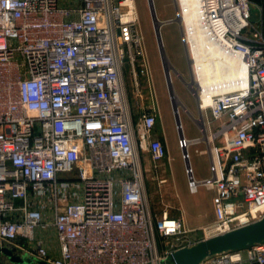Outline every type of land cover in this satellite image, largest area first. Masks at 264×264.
I'll return each mask as SVG.
<instances>
[{
	"label": "built area",
	"instance_id": "obj_1",
	"mask_svg": "<svg viewBox=\"0 0 264 264\" xmlns=\"http://www.w3.org/2000/svg\"><path fill=\"white\" fill-rule=\"evenodd\" d=\"M201 9L247 78L198 102L213 174L189 186L214 192L215 220L192 230L147 197L139 150L167 149L135 0H0L1 242L45 264H168L264 218V0ZM200 264H264V241Z\"/></svg>",
	"mask_w": 264,
	"mask_h": 264
},
{
	"label": "rangeland",
	"instance_id": "obj_2",
	"mask_svg": "<svg viewBox=\"0 0 264 264\" xmlns=\"http://www.w3.org/2000/svg\"><path fill=\"white\" fill-rule=\"evenodd\" d=\"M135 2L140 28L145 37L147 64L159 113L154 133L162 134L161 140L167 149V156L160 161L154 160L148 151L139 150L140 159L145 170L147 197L153 211L155 210L154 212L157 214L167 208L171 216L178 217L181 215L182 205L188 220L201 219L202 216L199 218V213L203 215L207 213L210 202H213L214 194L205 186H199L198 191L195 193L190 190V179L182 147L184 141L181 140L179 135L149 2L148 0H135ZM154 4L157 16L162 22L175 19L178 9L181 13L179 4L177 9L174 0H154ZM256 15L259 16V12ZM161 34L168 59L177 71V74L172 72V82L180 103L179 113L181 125L185 128L183 130L185 141L191 142L188 154L193 169V177L195 179L201 177L210 179L213 170L210 154L206 152L209 140L205 139L201 143L195 142L197 139H204L200 125L202 111L199 108V101L186 86V83H191L193 73L192 65H189L187 57V53H189L191 60L189 46L185 41L184 27L176 23L167 24L163 26ZM125 66L131 92V103L135 107L130 67L128 63ZM202 121L204 124V117ZM162 180H166V184L161 185ZM168 185L173 191H167ZM177 195L181 204L176 199ZM168 264H173V262L169 261Z\"/></svg>",
	"mask_w": 264,
	"mask_h": 264
},
{
	"label": "bare ground",
	"instance_id": "obj_3",
	"mask_svg": "<svg viewBox=\"0 0 264 264\" xmlns=\"http://www.w3.org/2000/svg\"><path fill=\"white\" fill-rule=\"evenodd\" d=\"M181 8V21L185 30V41L189 46L193 84L198 99L209 105L212 97L233 91L243 86L247 70L240 55L219 45L203 21L201 0H177ZM180 105L179 100L176 98ZM201 110V108H200ZM201 117V116H200ZM203 119V114H202ZM200 121V125L203 121ZM184 130V126L182 125ZM207 140L197 139L196 143ZM186 149L191 145L185 141Z\"/></svg>",
	"mask_w": 264,
	"mask_h": 264
},
{
	"label": "water",
	"instance_id": "obj_4",
	"mask_svg": "<svg viewBox=\"0 0 264 264\" xmlns=\"http://www.w3.org/2000/svg\"><path fill=\"white\" fill-rule=\"evenodd\" d=\"M174 1L178 9L177 0ZM148 2L150 6L151 16H152L157 40H158L159 50L162 58L165 76L167 79L168 90L172 101V106L175 114L179 135L181 140L185 142V136L183 133L181 118L179 113V104L177 103L176 100L177 95L172 82V72L177 74V71L171 65L168 59L161 34V30L164 25L176 23L182 27L181 16L178 9L177 16L175 19L167 22H162L159 20L157 16L154 0H148ZM255 13L257 12L254 11L253 21H255L257 17ZM187 57H188L189 65L191 66L192 64L189 57V53H187ZM193 83L194 82L192 76L191 83H186V86L191 92H193L195 98L199 101L198 92L195 91L194 88L192 87ZM201 127H202L203 137L207 138V132L204 124H202ZM183 155L186 161V167H187V172L189 174V179L192 181L193 171L190 163L188 150L185 147L183 148ZM263 241H264V218L260 221L248 224L246 226H243L239 229L233 230L226 234L216 236L208 240L200 241L196 246L192 248L181 249L174 253L172 257V262L173 264H200L204 260L210 257L241 250L262 243ZM0 261L7 262L9 264H45L38 262L36 259L28 255L22 254L16 248L9 247L1 241H0Z\"/></svg>",
	"mask_w": 264,
	"mask_h": 264
},
{
	"label": "crops",
	"instance_id": "obj_5",
	"mask_svg": "<svg viewBox=\"0 0 264 264\" xmlns=\"http://www.w3.org/2000/svg\"><path fill=\"white\" fill-rule=\"evenodd\" d=\"M162 134L161 133H154L153 134V136L155 137V138H160V139H162V136H161ZM210 157V161H211V156H209ZM212 162V161H211ZM212 164V163H211ZM197 181H204V180H207V178H203V177H201V178H199V179H196ZM170 185H168V187H169ZM167 187V191L168 192H171V191H173V189L171 188V187H169L168 188ZM172 189V190H171ZM213 194H214V192H213ZM215 195V194H214ZM176 199H178V195H177V198ZM180 204H181V202H180V200L178 199L177 200ZM152 207V206H151ZM165 210H167V208L165 209ZM155 211V210H154ZM181 215L180 216H178V217H175V216H172V217H174V218H180V219H182L184 222H185V224H186V226L188 227V228H190V229H192V230H198V229H201L202 227H204V226H206V225H208V224H210V223H212L214 220H215V213H214V208H213V202L211 203L210 202V205H209V210L207 211V213H205L204 215L203 214H201V213H199V218H201V216H202V218L201 219H197V218H195L193 221H190V220H188L187 219V216H186V212H185V210H184V208H183V206L181 205ZM171 215V214H170Z\"/></svg>",
	"mask_w": 264,
	"mask_h": 264
}]
</instances>
